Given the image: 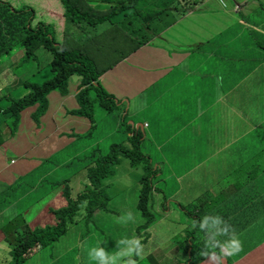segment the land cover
<instances>
[{
    "label": "trees",
    "instance_id": "16d2710c",
    "mask_svg": "<svg viewBox=\"0 0 264 264\" xmlns=\"http://www.w3.org/2000/svg\"><path fill=\"white\" fill-rule=\"evenodd\" d=\"M153 1L0 0V67L8 61H12V64H14L20 59L21 61L36 59V52L44 48L52 55L50 67L53 74L51 80L42 85L24 82L23 86H28L30 92L23 98L12 101L9 106L0 107V148L8 142H5L2 134V131H4V128L1 127L2 124H6L11 119L13 120V123L10 124L13 136L22 113L29 108L36 107L37 109L31 117L37 125H40L41 118L49 107L48 96L57 90L62 93L66 92L68 82L74 77L79 79V83H75L79 91L76 95L73 93V98L76 99L79 109H73L70 114L85 117L91 121V129L87 133L88 138L85 139L92 138L97 129V123L94 120L96 104L105 112H109L111 107L120 105V101L116 100L113 95H104L106 90L101 84V77L130 54L153 40L155 23L165 17L166 13L169 14L171 10L168 12V9L181 3L188 6L189 9H193L205 0H161L157 3ZM153 5L158 8L155 7L154 10ZM17 51H19L18 53L22 52L23 56H15L14 54ZM256 66L257 62L255 60H247V69L252 72L256 71L259 77L264 80V64L259 65L258 69H255ZM156 87H158V84H156ZM4 98H6V95L2 96L0 101ZM128 111L123 116L121 115V119L125 125H128L125 131L127 138L135 145L129 147L131 149L125 148L123 143L111 145V149H116L120 153L115 156H110L109 153L103 154L98 146L90 151V144L86 148L82 147V162L88 161L87 169L83 167L85 173L87 172L88 179L84 193H79L78 197L74 199L70 197L68 189L57 190L58 194L67 199V204H61L62 207L56 206V208L61 207L60 209H53V205H50L48 213L54 217L53 224L34 231L28 230L26 232L28 235L22 236L12 252L14 264H25L29 258H45L51 263L55 259L56 264L61 262L65 264L95 263L96 260H92L88 256L89 247L82 246L89 240H87V233L80 231L83 229V225H80V223L86 221V225H88L96 220L95 217L100 212L104 214L112 212L113 198L107 193L104 195L102 186L108 179L110 180L107 184H110V186L120 185L119 182L115 181L114 170L116 166L122 163L123 159L129 161V169H134V171L128 173L127 178L133 182L139 180V184H141L140 203L137 209L142 217L149 218L147 220L148 226L145 229L149 227L152 218L157 219V216L161 215L159 213L161 210L164 212V209H168L169 212H172L173 200L171 198L178 199V202H176L177 210L174 211L177 216H179V212H182L184 217L190 215L192 219L198 218L196 221L198 222L201 217L208 214L211 209L207 207V203L204 201L200 206L201 210L197 217L198 205L190 204L185 188L194 187L200 177H208L214 168L220 167L222 169L219 181H225L228 184L229 182L237 183V180L245 175L254 174L258 171L257 153L254 158L250 156L248 152L251 151L249 137H246L248 134L242 135V126L231 124L223 126L221 122L205 124L198 120L193 122L192 118L187 120L190 126H186L185 124L182 125L181 118H179V116L184 117L186 115L184 109L169 111V139H172V131L183 127L193 126V128H199L202 125L205 126L196 135L186 131L188 136L185 141H187L186 144L189 146V150H183L179 145V154L177 156L173 155L179 172L173 169V174L169 173L173 182L169 183L168 203L166 192L163 189L165 179L162 178V175L151 170V167L154 168V164L161 160H153L143 152L136 156L131 155L137 147L139 150L143 149L140 141L147 140L148 134L144 128L149 125L146 124L144 128H141V126H135V124H127ZM129 115H135L134 111H130ZM253 127L264 131V120L260 119L259 123L254 124ZM154 134L153 132L152 137L148 138L152 140L148 142V146L151 148L161 146L163 151L167 150L165 149L166 142L158 136L153 137ZM261 136L264 138V135L261 134ZM125 142L127 144L126 140ZM169 143L174 142L169 140ZM191 146L195 149H190ZM168 149L170 152L171 148ZM80 154L79 152L73 159L81 161ZM202 164L203 167L200 169L199 174L194 173L191 177H187L191 167L195 168ZM70 165L71 163L64 162L61 167H69ZM163 166L164 163L161 169L160 165L155 169L163 170ZM250 166H253L252 171L249 170ZM205 167L209 170L208 174L204 172ZM137 173L142 175L139 179ZM30 175H36V172ZM26 177L27 175L23 174V180ZM47 177H45L44 182H46ZM248 178L250 179L251 176H248ZM20 179L17 181L19 182ZM229 179L230 181H228ZM185 181L187 183L183 184ZM63 182H67V180ZM123 183L127 185L125 180H123ZM55 189L56 187H52L46 193L51 195L55 192ZM161 197L165 198L163 202L160 201ZM155 199H158V204H156ZM85 202L87 203L85 204ZM224 204L223 200L219 202V205ZM221 211V216L235 228L236 232L244 227L248 229V226L257 219V215L253 210H247L248 222L246 218L245 221L242 217L239 219V216L237 217L233 210L230 213L229 208L227 211L226 208ZM83 214L85 215L82 216ZM94 231L99 234L94 235L96 236L94 241H98L96 247L107 249L106 239L101 236L107 231ZM197 232L202 235L199 239L197 238ZM76 237L79 239V253L73 260H70L67 248ZM188 237L191 250L194 249L191 246L193 242L204 244L205 233L198 230L197 227L191 229ZM220 239L225 238L221 237ZM197 249V252H190L188 249L189 261L187 264H200L206 258L200 255L204 250V245L198 246ZM122 256L118 258L120 259ZM129 258H134L138 264L141 257L131 256Z\"/></svg>",
    "mask_w": 264,
    "mask_h": 264
},
{
    "label": "rangeland",
    "instance_id": "374dc122",
    "mask_svg": "<svg viewBox=\"0 0 264 264\" xmlns=\"http://www.w3.org/2000/svg\"><path fill=\"white\" fill-rule=\"evenodd\" d=\"M160 1L161 0H154L153 2L157 3ZM240 1L242 0H235V3L238 4ZM262 6H264V0L262 5H258L256 7L254 6L251 11L242 10L241 14L233 8L231 13L235 19L241 20L243 16L246 15L243 21V26L245 27L242 29V26H238L236 29V27L233 26L228 31V33L223 34V37L215 39V44L221 54L228 51V47L226 46L227 42H230L233 47H237V51L231 52L232 55L238 54L235 56L236 62L234 75H239L242 69L241 64L244 62L246 57H250L252 60L257 62L255 69H258L259 65L264 64V34L260 33L261 29L259 26H256V24L259 25L258 22L260 16H258V11H262ZM155 7L156 9L158 8L156 5H153L154 10ZM155 25H158V23ZM191 26L196 25L191 24ZM251 28H253L254 31L250 33ZM156 41L157 42L152 45L146 44L148 45L147 47H144L146 45L142 46L144 48L141 47L142 49L138 50L140 53L134 58L133 61L135 63L152 64L167 60V57L165 56L167 53V46L165 42L159 41L157 39ZM167 45L169 46V44ZM18 52L19 51H17L14 55L17 57L23 56L22 52ZM212 59L214 60L215 58L212 57ZM227 60V58L222 59V61ZM51 61V53L46 49L41 48L36 52V59L23 61L20 59L14 64H12V61H8L6 64L2 65L0 67V98L5 95L6 98L0 101V107L5 108L9 106L12 101L19 100L30 92L28 86H23L24 82L42 85L43 83L51 80L53 77L50 67ZM214 63L216 64V67L213 69L209 67L208 70L216 71L218 69H225L229 64L232 63V61L220 65L218 64V60L215 59ZM190 70L192 72L199 71V69ZM250 72L252 71L247 69L246 66L244 69L245 76L252 83V88L250 91L253 100L251 104L253 107H261V105H264V80L259 77L256 71L252 72L251 74ZM77 80L79 81L78 77H74L70 82H68L66 92L62 93L61 91L57 90L48 96L49 107L45 115L41 118L42 124L39 128L35 127L36 122L35 120L33 121L31 117V115L36 111V107L29 108L22 113L18 122V127L13 136L12 128L10 126V124L13 123L12 119L6 124L4 123L1 125V127L4 128L2 134L4 136L5 142H8L0 148V156L8 155V160L16 159L17 155H15V153H11V150L21 143L22 147L25 148L26 156L22 159V163H24L23 174L25 173V163H27L29 167L40 166V169L36 175H30L24 180L22 174V178L19 180V182L17 181L14 185H12L11 189L7 191L1 190L0 211L6 210V201L9 200L7 212L9 222L5 225V227H8L7 235H12L13 237L10 238L9 236L8 238L10 239L8 241L6 238L5 247L0 249V264H5L6 258L9 264H14L12 259L13 249L16 245H18L22 239V236L24 237L28 235L26 233L28 230L34 231L38 228H44L46 225L53 224L54 217L50 214H47V212L44 213L41 211V209H45V204L54 197L53 194L49 195V193H46L48 190L52 189V187H56V197L52 206L53 209H60L62 207L61 204H67V199L58 194L57 190L63 188L68 189L70 192V197L74 199L78 197L79 193H84V188L88 184V179L87 172L85 173L83 167L87 169L88 161L85 160V162H82V147L86 148L87 145L90 144V151L91 149L98 146L102 150L103 154L109 153L110 156H115L120 153L116 149H111V145L123 143L125 144L124 147L128 149H131L129 147L135 145L130 142L129 138H127V133L125 131L128 125H125L121 119V115H124V111L119 107L124 106V108L128 109L126 104L121 102L122 100H118L120 101V105L111 107V111L109 109V112L103 111L102 108L96 104L94 120L99 124L100 127L97 132H94L92 139H85L88 138L87 133L91 126L89 119L85 117L73 116L74 118L72 117V121H69L70 111L73 110V108L79 109V105L76 104L75 101H69L67 98L68 94H73L75 92L77 94L78 90L75 84ZM175 81H177L176 77L174 75H169V80H165L163 83L161 82L159 85L160 88L154 93L151 107L148 109V111L146 113H142V115H139L137 119L134 118L136 114L133 116L128 114L129 118L127 120V124L134 122L136 126H141V128H144L145 123L150 125V127L144 128L145 132L148 134L146 138L147 140L140 141L143 149L139 150L137 147L131 155L136 156L140 152H143L144 154L149 155L151 159H159L161 160L162 164L164 163L163 170L155 169L160 165V162L154 164V168L151 167V170L155 171L159 175H162V178L165 179V181H163V189L166 192L168 203L169 183L173 182V179L171 178L172 176H169V173L173 174V169L178 171L176 165L177 163L174 162L173 155L177 156L179 154V145L183 148V150H189V146L186 144L187 141H185L183 136V131H187L190 134L196 135L205 126L202 125L199 128H193V126L188 128L183 127L179 130L172 131L171 133L177 132L172 137V140L177 139L178 142L173 141L174 143H169V100L172 103L170 106L175 105L176 110L184 109L188 117L189 114H193L197 118H208L206 115V110L190 102L183 103L182 100H189L192 97L190 90H192L201 81L197 82L193 77H188L184 81H177L176 84L173 85ZM227 83L231 85L232 88H235L236 94L232 95V102L230 104L227 103L222 105L219 110L212 111L213 109L218 108L211 104V111L209 112L210 117L217 121H221L223 124L232 122L233 126H242V135H249L255 130L253 127L254 123H259L260 117H262L264 120V111H260L259 109H256L254 112L246 110L248 109L246 107L249 104V99L239 94L238 84L235 82V80L229 81ZM178 86H184V88L187 89V92L183 93L179 91V89H177ZM168 88L174 92L173 95L165 94V91ZM108 94L111 93L106 90L104 95ZM114 97L116 98V96ZM224 97L225 96H222V98ZM226 97H228V94H226ZM140 105H142V101L140 102ZM153 114L156 116H153ZM255 116L257 117L254 118ZM77 119L79 120L78 122H76ZM152 120L159 125L153 128ZM41 129H43V131H41ZM19 130H21L20 135L17 136ZM154 130L155 132L158 130V137L166 142L167 145L165 149L167 150L163 151L156 147L151 148L148 146V142L152 141L148 138L152 137ZM256 133L264 135V131L262 130H258ZM69 135L72 140H69ZM96 135L99 137L98 142H95ZM103 135L105 136L102 139ZM253 135L254 133H252L251 137L249 138L251 151L248 152L250 153V156H253L254 158L256 152L254 147L257 146L260 140L253 139ZM194 137L196 138V136ZM125 140L127 141V144ZM169 147L171 148L170 152L168 149ZM222 147H224V145H222ZM190 149L194 150L195 148L191 146ZM79 152L81 153V161H77L78 159H73V157L77 156ZM28 158H32V160L29 162ZM46 162H48V164H46ZM64 162H69L71 165L69 167H61ZM128 163V160L123 159L122 163L115 167V181L119 182L120 185L116 184L115 186H110V184H107V182L110 180L108 179L102 186L104 189V195L107 193L113 198L112 212H108V215L100 212V214L96 215V220H93L88 225H86V221H82L80 223V225H83V229L80 231L87 233V240H89V242H86L82 246L86 248L89 247V249L96 247L98 241H94V237H96L94 235L99 234L94 230H104L107 231V233L101 234V236L105 237L106 239L105 243L107 245V249L105 248V252L109 255H114L118 251L127 252L129 248L134 247L135 241L133 238L135 237L139 239L141 244L144 246L143 257L142 261L140 262L141 264H149L150 262H154V251L157 248H159L157 251H160L161 254H166L169 251V256L172 259L175 257L179 264H187L189 261L188 249L190 252H197L198 246L204 245L193 242L191 246L194 249L191 250L188 242V234L193 228H191V226L198 220V218L192 219L190 215L184 217L182 212H179V216H177L174 211L177 210L176 202H178V199L171 198V200H173L172 212H169L168 209H164V212L161 210L159 212L161 215L157 216V219L152 218L149 227L145 229V227L148 226L147 220L149 218L142 217L141 213L137 209L140 203L139 196L141 192V184H139V180L137 182H133L127 178L128 173L130 171H134V169H129L130 167H128ZM202 167L203 166L201 165H198L195 168L191 167L190 173L187 174V177H191L194 173H198L199 171L197 169H201ZM16 169L18 170V174L21 175V168L17 165ZM249 170L252 171L253 166H250ZM45 171H50L53 174L48 177L46 176V182H44ZM204 172L205 174L209 173L207 167L204 168ZM221 174L222 169L220 167H216L208 177H200L198 183L194 187L190 189L185 188L190 204L198 205L196 214L197 217L199 216L201 210V204L204 201H213L215 192L224 191L229 194V196H234L235 193L232 187L229 188V191L222 190L219 187H214L213 190L212 186L221 182L219 181ZM137 176L139 179L142 175L137 173ZM248 176H251V178L249 179ZM93 177L96 179L95 176ZM244 177L246 178L238 180V182L243 183L244 187L240 190V193L243 195H245V192L250 194L249 192L251 189V184L255 183L253 182L254 174H247ZM64 180H67V182H63ZM103 180H105V178H103ZM123 180L126 181L127 185L123 183ZM244 180L245 182H243ZM228 181H230V179ZM186 183L187 181L183 182V184ZM221 183L227 182L224 181ZM10 184L12 183H8V185ZM161 186L162 185L160 183V187ZM164 199V197H161L160 201L163 202ZM155 202L158 204V199H155ZM56 206L61 207L56 208ZM128 213L132 214L131 220H129L127 217ZM44 215L47 216V220H45ZM84 215L85 214L82 216ZM216 215L221 216L222 211L218 210ZM86 216H88V214H86ZM34 217L35 221L32 222L31 220ZM238 218L240 219V216ZM88 228H90L89 231H87ZM197 229L200 230L198 226ZM200 236L202 237V235L197 232L198 239ZM78 240V237L74 238L67 248L70 260H73V258L79 253L80 246ZM121 240H123L124 243L118 247V242ZM263 242L264 238H252L247 240L248 249H255L251 253L248 252L246 255L242 256V258L248 257V260H252L260 256L262 254L263 248V244L261 243ZM168 247L169 249L166 250ZM131 256L136 257L134 252L131 253L130 256L123 255L121 257L122 260L119 261L117 258L115 264H124L125 261L131 259L129 258ZM225 259H228L231 263L234 262L233 256L226 257ZM25 264H56V260L54 259V262L51 263L45 258H29ZM93 264H99V262L95 261ZM109 264H112V261H109Z\"/></svg>",
    "mask_w": 264,
    "mask_h": 264
},
{
    "label": "crops",
    "instance_id": "0c3cea01",
    "mask_svg": "<svg viewBox=\"0 0 264 264\" xmlns=\"http://www.w3.org/2000/svg\"><path fill=\"white\" fill-rule=\"evenodd\" d=\"M262 3L263 0H242L238 4L235 3V0H205L204 2L195 6L193 9H189L188 6H184L182 3L178 6L171 7L170 9H168V12L169 10H171L169 14L166 13L165 17L157 21L158 25L154 26V39L148 44H155L157 42L156 39L165 42L167 46V53L165 54L167 60L152 64L135 63L133 60L140 53V51L137 50L138 52H135L125 58L114 69L108 71L105 75L101 77V83L103 82V87L108 90L109 93L116 96L117 100H122L121 102L126 104L129 111L128 109L124 108V106L119 107L123 109L124 114L127 113V111L129 114V112L133 110L134 114H136V116L134 117L136 119L139 115H142V113H146L148 111V109L151 107V102L154 93L160 88L159 84L161 82L163 83L165 80H169V75H174L177 81L179 82L184 81L188 77H193L197 82L201 81L192 90H190V94L193 98L191 97L189 100H182L183 103L190 102L206 110V115L208 116V118H197L193 114H189L188 117L186 114L184 117L179 116V118H181L180 122L182 123V125L185 124L186 126H190L189 122L187 121L190 118H192L193 122L198 120L205 124H210L214 122L220 123L221 121H217L214 118L212 119L210 117V105L212 104L216 108H218L212 110L215 111L219 110L222 105H225L227 103L230 104L232 102V95L236 94V90L235 88H232V86L229 85L227 82L233 80H235V82H237L238 84L239 94L249 99V104L246 107L248 109L246 110L254 112L256 109H259L260 111H264V105H261V107H253L251 104L253 100L250 91L252 88V83L248 80L244 73V69L247 66V60H251V58L246 57L244 62L241 64V72L238 76L234 75L236 62L235 56L238 54L232 55L231 52L237 51V47H233L230 42H227L226 46L228 47V51L221 54L215 44V39L223 37V34L228 33V31L233 26H235L236 29L238 28V26H242V29L245 27L243 26V21L246 15H244L241 20L235 19L231 13V10H233V8L241 14L242 10L251 11L254 6L256 7L258 5H262ZM261 10L262 11H258V16H260V19L258 22L259 25L256 24V26H259V28L261 29L260 33L264 34V6L261 7ZM191 24H195L196 26H191ZM253 31L254 29L251 28L250 33ZM167 44H169V46ZM148 45L144 47H147ZM212 57L217 59L218 64L220 65L228 63L229 61H232V63L229 64L228 67L225 69L210 71L208 70L209 67L211 69L216 67V64L214 63L215 59L213 60ZM223 58H227L228 60L222 61ZM190 69H199V71L192 72ZM251 73L252 72H250V74ZM78 83L79 81L77 80L76 84ZM156 84H158V87H156ZM76 88L79 91V88L77 86ZM177 89H179V91L183 93L187 92V89H185L184 86H178ZM165 94L173 95L174 92H172L168 88L165 91ZM226 94H228V97H226ZM73 96L74 94H69L67 98L69 101L73 100L77 104ZM222 96L225 97L222 98ZM139 101H142V105H140ZM171 104L172 103L169 100V111L176 110L175 105L170 106ZM153 116L156 115L153 114ZM69 117V121L71 122L73 116L70 114ZM256 117L257 116H255L254 118ZM260 119H262V117H260ZM78 121L79 120L77 119L76 122ZM41 124L36 125L35 123V127L39 128ZM131 124H134V122H131ZM146 124L148 123H145L144 127L146 126ZM152 124L153 128L159 125L153 122V120ZM221 124L223 126H226L227 124L233 125L232 122ZM91 126L89 129H91ZM99 127L100 126L97 123V129L95 130V132L98 131ZM148 127H150V125ZM258 130L260 129H255L252 132L254 133L253 139H259L260 141L258 142L257 146L254 147V150L256 151L255 155L257 153L258 157L259 167L258 171L254 173L253 182L255 183L251 184L250 194H247L245 192V195H243L242 193H240V190L244 186L243 183H239L238 180L237 183L229 182V184L219 182L212 186L213 190L214 187H219L222 190L229 191V188L232 187L235 193L234 196H229V194L224 191H217L213 196L214 200L206 202L207 207L211 209L208 214L216 215L218 210H223L226 208L227 211V209L229 208L230 213L233 210V213L236 216H240L244 220L246 218L247 222V210H253L257 215V219L251 225L248 226V229L244 227L243 229L237 232L239 238L243 242V251L233 257V263L229 262L228 259L224 258L223 264L264 263V242L261 243L263 244V248L262 254L260 256L252 260H248V257L242 258V256L246 255L248 252L251 253L255 249H248L247 240L252 238H264V138L261 136V134L256 133ZM20 131L21 130H19L17 136L20 135ZM41 131H43V129H41ZM154 133L155 134L153 135V137H157L158 130L157 132H155L154 130ZM176 133L177 132L172 133V137ZM252 133H250L246 137L250 138ZM104 136L105 135L102 136V139ZM183 136L184 138H186L188 136V133L186 131H183ZM69 140H72L70 135ZM169 140L171 142H178L177 139ZM98 141L99 137L98 135H96L95 142ZM158 149L163 150L161 146ZM11 153H15V155H17V158L8 160V155L0 156V195L1 190L7 191L11 189L12 185H14L17 180L20 179L21 175L18 174V170L16 169L17 165L21 168V173L24 172V163H22V159L26 157L25 148H23L22 144L20 143L18 146L11 150ZM31 160L32 158H28L29 162ZM161 166L162 163L160 161V168ZM201 166H203V164ZM39 169L40 166L29 167L28 164L25 163L24 174L27 175L26 179L31 173H37ZM197 170L199 171V174L200 169ZM47 174L49 176L52 175L50 171H45V177ZM10 182L12 184L8 185V183ZM243 182H245V180ZM187 188L190 189L192 187ZM51 194L54 195L53 199L45 204L44 210L41 209V211H43L44 213L47 212V214H49V206L53 205L56 197L55 192ZM222 200L225 202V204L219 205V202ZM8 202L9 201L7 200L5 205L6 210L0 211V249L5 247L6 238L8 241L10 238L13 237L12 235H7L8 227H5V225L9 222V219L7 217ZM45 215V220H47V216ZM31 221L34 222L35 217ZM9 236L10 238H8ZM157 249H155L154 251L155 261L150 262L149 264H179L175 257L174 259H172L169 256V251L166 254H161L160 251H157ZM168 249L169 247L166 248V250ZM139 259L140 261L138 264H141L140 262L142 261V259ZM119 260H121V258ZM5 264H8L7 258L5 259ZM200 264H209V262L207 258H205Z\"/></svg>",
    "mask_w": 264,
    "mask_h": 264
},
{
    "label": "clouds",
    "instance_id": "9594fccd",
    "mask_svg": "<svg viewBox=\"0 0 264 264\" xmlns=\"http://www.w3.org/2000/svg\"><path fill=\"white\" fill-rule=\"evenodd\" d=\"M127 217L131 220L132 214L128 213ZM197 226L201 232L205 233L204 250L200 255L206 257L209 264H223L224 258L236 256L243 251V242L239 238L235 228L222 216L205 214L198 222H194L192 225L193 228ZM221 237L225 239L221 240ZM133 239L135 241L134 247L129 248L127 252L118 251L114 255H109L103 248L93 247L88 250V256L90 259L98 261L99 264H109V261L115 264L118 257L122 255L130 256L133 252L135 256L142 258L144 246L139 239L135 237ZM123 243V240L119 241L118 247ZM124 264H137V260L129 259Z\"/></svg>",
    "mask_w": 264,
    "mask_h": 264
}]
</instances>
